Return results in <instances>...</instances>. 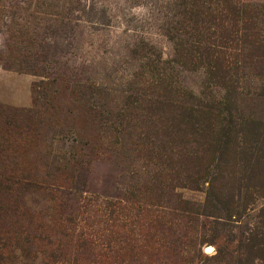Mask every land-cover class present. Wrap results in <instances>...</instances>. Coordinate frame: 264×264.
Returning a JSON list of instances; mask_svg holds the SVG:
<instances>
[{"label": "rangeland", "instance_id": "obj_1", "mask_svg": "<svg viewBox=\"0 0 264 264\" xmlns=\"http://www.w3.org/2000/svg\"><path fill=\"white\" fill-rule=\"evenodd\" d=\"M178 3L0 0V173L55 185L16 203L79 243L56 238L50 264H264V0H197L182 37ZM229 5L256 12L244 38ZM92 83L107 115L86 110Z\"/></svg>", "mask_w": 264, "mask_h": 264}, {"label": "trees", "instance_id": "obj_2", "mask_svg": "<svg viewBox=\"0 0 264 264\" xmlns=\"http://www.w3.org/2000/svg\"><path fill=\"white\" fill-rule=\"evenodd\" d=\"M197 0H179V3L176 6L175 15L177 17H173L175 20V24L172 26V31L177 35V37H182L185 34V26L184 23H188L191 21L193 16H198L197 12L194 11L195 3ZM175 8V3H174ZM226 9L230 11V14L235 22H238L240 25V32L242 37H246L249 30L253 29L255 25V20L253 19L256 17V12L253 8H250L252 10H247L246 8H235L234 6L229 5ZM179 19V21H178ZM175 27V28H174ZM194 38H198L197 35L194 36ZM173 39V37H172ZM233 41H238V39L234 38ZM226 45L225 39H223V46ZM137 50L143 51L145 53V59L147 57H152L153 60L149 61L147 59L148 67L153 70L157 69L160 62L156 60V56L154 52L151 50V48L146 47L144 45H139L137 47ZM201 52V51H200ZM201 55L207 56L205 53L201 52ZM156 78H153V80H156L158 82L159 77H163L164 75L154 73ZM170 77H167L165 81L168 82V85H170ZM164 82V81H163ZM47 85H53V82H50ZM158 85V84H157ZM82 89L88 90L91 95L96 97V100L92 98V96L85 100L87 112L92 115L93 117H100L101 115L107 113L103 110L104 105L103 103V93L104 90L101 87L99 83H92L90 86L83 87ZM39 95L40 89L42 91L41 85L38 86ZM48 90L45 92L47 93ZM36 94V93H35ZM187 98L189 102L196 101V98L190 93V92H182ZM37 95V94H36ZM133 96V95H132ZM132 96L125 97V103L126 105L129 103ZM45 98V97H44ZM49 99V96L47 97ZM36 98V102H37ZM99 99V100H98ZM134 100V99H133ZM101 102V103H100ZM197 104L195 105V108H201V104L196 101ZM206 109V108H203ZM99 110V111H98ZM26 172H23L20 169L10 170L3 173H0V221L1 216L6 215V213H10L11 221L8 225L1 226L0 224V264H26L21 261H25L29 258V254H26V250L24 248L26 247H33V246H41L44 248V250H40V253L43 254L42 260L40 264H50L51 260H53V263L55 262V259L51 256L52 251L50 249H54L59 245L56 238H61L68 240L69 244H79L76 242H71V235L67 231L68 229L65 227L67 218L62 219L60 218L61 215L58 214V212L51 211L48 213L51 207H48L45 209V214L49 215L48 223L50 227L53 230H56V234L58 237H56L52 233H48L49 230H43V217L40 218V216L35 213L33 210H29L27 208H21L17 205L15 197H17L18 194V188L23 186L24 184H30L35 187V193H38L42 198V200L45 203H54L56 202V192H55V185L50 184L47 186L43 185L40 181H38L39 177H37L36 173L31 174H25ZM44 178H49L48 175H42ZM5 218V217H4ZM45 225V224H44ZM12 228V229H11ZM58 231H60L58 233ZM50 235H54V239H50ZM19 244V245H15ZM17 252V253H16ZM74 264H77V262L73 261ZM73 264V263H71Z\"/></svg>", "mask_w": 264, "mask_h": 264}]
</instances>
